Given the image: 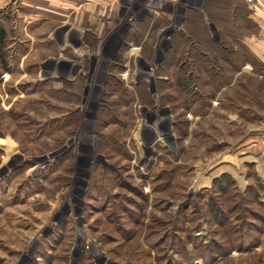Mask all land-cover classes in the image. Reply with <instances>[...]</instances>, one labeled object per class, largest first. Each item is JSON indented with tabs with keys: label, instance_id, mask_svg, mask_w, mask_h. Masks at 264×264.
Returning <instances> with one entry per match:
<instances>
[{
	"label": "rangeland",
	"instance_id": "rangeland-1",
	"mask_svg": "<svg viewBox=\"0 0 264 264\" xmlns=\"http://www.w3.org/2000/svg\"><path fill=\"white\" fill-rule=\"evenodd\" d=\"M150 1L0 0V264H264L255 6Z\"/></svg>",
	"mask_w": 264,
	"mask_h": 264
},
{
	"label": "crops",
	"instance_id": "crops-1",
	"mask_svg": "<svg viewBox=\"0 0 264 264\" xmlns=\"http://www.w3.org/2000/svg\"><path fill=\"white\" fill-rule=\"evenodd\" d=\"M253 6H255L252 14L255 32L252 34V38L245 40V44L258 60L264 61V0H255Z\"/></svg>",
	"mask_w": 264,
	"mask_h": 264
},
{
	"label": "built area",
	"instance_id": "built-area-1",
	"mask_svg": "<svg viewBox=\"0 0 264 264\" xmlns=\"http://www.w3.org/2000/svg\"><path fill=\"white\" fill-rule=\"evenodd\" d=\"M152 1H154V0H151L150 2H152ZM157 1H167V0H157ZM178 1H181V0H178ZM182 1H184V0H182ZM186 2H188L189 4H190V0H185ZM251 2L252 3H254L255 2V0H251ZM193 6V5H192Z\"/></svg>",
	"mask_w": 264,
	"mask_h": 264
}]
</instances>
